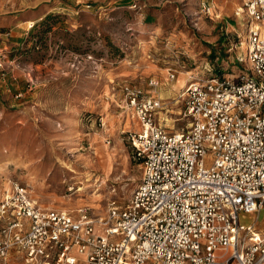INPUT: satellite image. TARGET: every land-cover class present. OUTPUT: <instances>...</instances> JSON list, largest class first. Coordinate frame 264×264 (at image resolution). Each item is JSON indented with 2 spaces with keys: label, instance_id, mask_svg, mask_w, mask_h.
<instances>
[{
  "label": "rangeland",
  "instance_id": "374dc122",
  "mask_svg": "<svg viewBox=\"0 0 264 264\" xmlns=\"http://www.w3.org/2000/svg\"><path fill=\"white\" fill-rule=\"evenodd\" d=\"M200 2L0 0V199L16 181L43 208L102 214L125 202L141 169L123 85L160 96L157 119L178 130L188 81L237 76L245 64L240 0H211V13ZM250 219L264 227V208ZM0 264L25 263L13 254Z\"/></svg>",
  "mask_w": 264,
  "mask_h": 264
},
{
  "label": "built area",
  "instance_id": "2783aa9c",
  "mask_svg": "<svg viewBox=\"0 0 264 264\" xmlns=\"http://www.w3.org/2000/svg\"><path fill=\"white\" fill-rule=\"evenodd\" d=\"M200 5L212 12L211 0ZM241 12L244 66L188 81L180 129L157 119L160 96L123 85L140 124L127 130L141 169L128 199L102 214L43 208L15 181L0 199V263L15 254L25 264H264V227L250 219L264 208V0H240Z\"/></svg>",
  "mask_w": 264,
  "mask_h": 264
},
{
  "label": "trees",
  "instance_id": "16d2710c",
  "mask_svg": "<svg viewBox=\"0 0 264 264\" xmlns=\"http://www.w3.org/2000/svg\"><path fill=\"white\" fill-rule=\"evenodd\" d=\"M53 14L52 13H49V14H46L45 15V17H43L42 18V20H41V24L43 25V24H46V23H48V25H49V20L51 19V18H53ZM50 26V25H49Z\"/></svg>",
  "mask_w": 264,
  "mask_h": 264
},
{
  "label": "crops",
  "instance_id": "0c3cea01",
  "mask_svg": "<svg viewBox=\"0 0 264 264\" xmlns=\"http://www.w3.org/2000/svg\"><path fill=\"white\" fill-rule=\"evenodd\" d=\"M145 18H146L147 20H150V13H147L146 16H145ZM178 82L180 83L179 80H178Z\"/></svg>",
  "mask_w": 264,
  "mask_h": 264
},
{
  "label": "bare ground",
  "instance_id": "6f19581e",
  "mask_svg": "<svg viewBox=\"0 0 264 264\" xmlns=\"http://www.w3.org/2000/svg\"><path fill=\"white\" fill-rule=\"evenodd\" d=\"M133 118V117H132Z\"/></svg>",
  "mask_w": 264,
  "mask_h": 264
}]
</instances>
